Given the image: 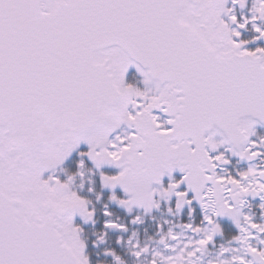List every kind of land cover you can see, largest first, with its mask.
<instances>
[{
    "label": "snow or ice",
    "instance_id": "6c2138e0",
    "mask_svg": "<svg viewBox=\"0 0 264 264\" xmlns=\"http://www.w3.org/2000/svg\"><path fill=\"white\" fill-rule=\"evenodd\" d=\"M227 2L0 0V264H90L73 214L90 220L95 210L70 190L72 176L42 177L81 140L90 146L82 157L120 168L102 179L123 188L126 199H111L129 211L133 205L159 207L150 185H163L174 169L183 172L164 193L175 195L177 208L198 201L202 223L211 226L184 225L205 233L181 250L189 258L220 231L214 218L233 215L243 204L238 196L264 193V170L218 174L229 149L220 151L225 141L206 135L223 129L227 140L246 141L234 153L241 159L264 156V136L250 138L257 121L243 118L264 121V47H246L249 40L242 38L249 24L258 34L253 40L264 38V0H255L258 15L251 18L234 11L243 0L225 8ZM131 65L145 85L155 81L156 87L127 82ZM121 125L127 131L117 132ZM79 163L82 168L83 159ZM244 221L237 227L246 239L264 233L252 217ZM105 228L127 230L110 219ZM169 237L177 239L171 230ZM132 246L138 258L147 252L139 243ZM248 252L264 264V249L249 244ZM106 254L121 264L113 250ZM167 259L179 264L185 257ZM233 264L248 262L240 256Z\"/></svg>",
    "mask_w": 264,
    "mask_h": 264
},
{
    "label": "flooded vegetation",
    "instance_id": "af4514ba",
    "mask_svg": "<svg viewBox=\"0 0 264 264\" xmlns=\"http://www.w3.org/2000/svg\"><path fill=\"white\" fill-rule=\"evenodd\" d=\"M230 6L233 7L232 4ZM235 8L239 9L243 7L236 6ZM242 10H245V8ZM234 11L236 13L237 9H234ZM240 16L243 17L242 14ZM245 32L246 30H242V38L245 37ZM256 35L258 34L255 33L254 36ZM253 37L248 38L249 44L247 47H264V38L253 40ZM138 84L139 83L137 81L135 85L137 86ZM160 118L164 120L163 117L160 116ZM123 131L126 130L121 129L118 132L122 133ZM261 136H264V131L255 129L251 138L258 139ZM225 148L226 147L220 144V151L225 150ZM87 151L88 149L86 148L81 149L74 156V160L78 168L80 167L79 159L82 157L80 153ZM235 152L236 151L229 149L226 153L229 162L227 164H221L216 168V172L218 174L236 175L239 171H245L250 166H254L256 169L258 168V170L263 166V156H260L258 161L251 163L249 162L250 159H240L238 155L234 154ZM82 159H84L91 168L95 169L97 173H100L99 180L101 185L104 181L102 179V173L106 175H115L119 172L106 167V165H111L110 162L105 161L98 167L96 162L89 159L87 156H83ZM181 176L182 175L175 174L171 175V177L166 176L163 179V185L154 184L149 188V191L152 189L156 190V192L153 193V199L158 202L159 207L152 206L146 209L144 206L133 205L131 211H129L127 207L123 205L121 206L117 200L111 199L113 194L121 199H126L127 197L117 191L105 190L109 195V203L115 207L113 209L120 210L122 212V216L115 219L118 224H120L125 217L124 213L127 214L126 217H128V219H130L131 214H133V217L139 216L141 218L139 222H136L135 228L132 229L130 236L126 238V241H123L122 246L121 241L118 243V246H121L120 252L113 247L114 240L111 243L112 248L110 249L120 257L121 264H152L154 259L157 264H159L158 262L161 261L160 258H164V261L168 263L169 260H165V257L172 253H175V256L177 257V252L179 255L182 254L185 257V259L182 262H179V264H190L192 261H194V264H233V257L240 256H243L247 260L248 264H261L258 257L253 256L248 252V246L251 244L253 247L264 249V244L259 243V241L264 240V233H259L257 239H246L245 237H247V233L240 231L237 227V222L244 225V216L247 215L252 217L254 222L264 225V208H261V204H264V201L260 198L261 195H264V193L255 196L251 193L246 196H238L237 200H243V204H236V210L233 215H220L214 218L216 223L220 226V231L214 235L213 241L209 242L206 246L201 247L195 257H187V251L182 253L181 250L185 249V245L188 244L189 241L198 240L205 234L203 231L199 234L193 233L184 227L185 224L191 223L193 226L199 224L202 229L206 230H210L211 226L202 223L204 210L201 209L198 201L193 200L191 205L182 204L179 208H177L175 195L169 197L166 193H164L163 189L167 187V183H169L171 179H179ZM250 179L253 178L250 177ZM183 187H186V185ZM69 188L72 191V187L69 186ZM192 195H194V193ZM100 202L102 203V200H100ZM169 208L172 209L171 212L169 211ZM131 223H133V219H131ZM115 230L116 229H114V231ZM169 230L177 235L176 240H172L169 237ZM98 235L99 250L97 251V259L101 262H98V264H103L102 253L104 243L102 240V232L99 231ZM234 237H240V239L237 240L234 239ZM148 241H150L149 244L146 243ZM136 243H139L140 247H147V252L143 253L139 258L134 255V253L139 249L133 248L132 246ZM166 245H168V247H166ZM222 249H227V251L222 252ZM188 250H191V248L189 247ZM156 253H159V255H154ZM111 261L112 263L117 264V261H115L113 256L111 257Z\"/></svg>",
    "mask_w": 264,
    "mask_h": 264
},
{
    "label": "trees",
    "instance_id": "16d2710c",
    "mask_svg": "<svg viewBox=\"0 0 264 264\" xmlns=\"http://www.w3.org/2000/svg\"><path fill=\"white\" fill-rule=\"evenodd\" d=\"M258 15V14H257ZM248 29H252L251 25ZM247 29V31H248ZM249 32V31H248ZM64 172L67 175L75 173L76 169L74 163L70 161L65 167ZM89 178L86 176H74L73 177V184L79 188V194L84 197L89 203L90 209L95 210V217L91 224L83 226V241L87 246L86 255L89 258L90 264H98L99 259H97V251L98 248V233L99 231L102 232V240L104 243L102 259L103 264H115L111 261V254H106V250L112 248V241L113 247L120 252L121 246L123 241H126V238L130 236L132 229L135 228L136 223H131V219H133V214L130 215V219H128L127 214L124 213L125 217L120 222L126 226L127 230L123 231L120 229H107L105 228V221L106 220H114L122 216V212L120 210H115L113 205L109 203V195L106 191L101 188L100 181L97 175L88 174ZM102 200V203L100 202ZM111 213L110 216H105V211ZM153 229V228H152ZM151 232V231H150ZM114 235V236H113ZM118 238V239H117ZM121 239V240H119ZM121 241V246H118V243ZM106 255V256H104ZM105 257V258H104ZM102 261V260H101ZM101 263V262H99Z\"/></svg>",
    "mask_w": 264,
    "mask_h": 264
},
{
    "label": "water",
    "instance_id": "95a60500",
    "mask_svg": "<svg viewBox=\"0 0 264 264\" xmlns=\"http://www.w3.org/2000/svg\"><path fill=\"white\" fill-rule=\"evenodd\" d=\"M229 1L230 0H228V2L224 5V7L226 8V6L229 4ZM223 14V13H222ZM130 72H135L139 77H141V78H143L142 77V75L136 70V67H135V65H131L130 67H129V70H128V72L126 73V78H127V75L130 73ZM148 86H150V87H152V88H155L156 87V82L155 81H153V82H150L149 84H148ZM155 113H159L160 115H162L163 117H165L166 119H168V114H166V113H162V112H160L159 110H153ZM244 119H252V120H256L257 122L256 123H254V124H252L251 125V132L253 131V129L254 128H264V121H259L258 120V118L257 117H254V116H251L250 114L249 115H246L245 117H243ZM167 126H170V125H167ZM122 127H125L126 129H127V126L126 125H121V128ZM120 128V129H121ZM119 129H117L116 131H118ZM208 134H210L211 136H212V139L214 140L215 138H220V139H222V140H224L225 141V145L226 146H228L229 148H231V149H234V150H236V151H241L242 150V148H243V146H244V144L246 143V141H241L240 143H235V142H233L232 140H227L226 139V134H224V132H223V129H212V130H209V133H206V135H208ZM82 147H90L89 145H88V143L85 141V140H81L80 141V143H79V145L76 147V148H74L73 150H72V152L69 154V156L68 157H66L65 158V160L61 163V164H59V165H57L55 168H53V169H47V170H45L44 171V173L42 174V177L44 178V176H46L47 174H49V173H51L52 171H54V170H56L57 168H59V167H61L65 162H67L68 160H69V158L78 150V149H80V148H82ZM210 151H211V149H210ZM251 160V159H250ZM249 160V161H250ZM113 167H115V168H118V169H120L119 167H117L115 164L113 165ZM174 173H176V174H183V172H181L178 168L177 169H174L173 171H172V174H174ZM171 174V175H172ZM166 176H168V174L167 173H165V175H164V177L162 178V179H164ZM154 184H158V183H155V182H153L151 185H150V187L152 186V185H154ZM107 187L108 188H110V189H116V190H120V191H122V192H124V190H123V188L119 185V184H117L115 187H112L110 184H107ZM125 193V192H124ZM125 195H128L127 193H125ZM85 218L77 211V212H75L74 214H73V224L75 225V222H76V220H84ZM84 254H85V248H84Z\"/></svg>",
    "mask_w": 264,
    "mask_h": 264
},
{
    "label": "rangeland",
    "instance_id": "374dc122",
    "mask_svg": "<svg viewBox=\"0 0 264 264\" xmlns=\"http://www.w3.org/2000/svg\"><path fill=\"white\" fill-rule=\"evenodd\" d=\"M245 4H247V8H245V9H253V7H254V5H255V0H243V6L245 5ZM243 8H241V10H242ZM239 10H237L236 11V15H238L239 14ZM244 17H248V18H251L252 16H253V14L251 13V11L249 10V11H247V14L246 15H243ZM134 81H135V83L138 81V85H137V87H139V88H141V89H144L145 87H148V86H146L145 84H144V80L142 79V78H140L139 77V80L138 79H136V78H134ZM150 88V87H149ZM81 159H82V157H81ZM81 159H79L80 161H81ZM79 161V162H80ZM83 161H84V164H83V167L81 168V167H79V169L78 170H76V175L77 176H80V172H83V176H86V178H89L88 177V175H87V173H91L92 174V172H94V173H96V171H95V169H93V168H91L86 162H85V160L83 159ZM79 165H80V163H79ZM249 168H255L254 166H250V167H248L247 169H249ZM256 169V168H255ZM51 175H53V176H56L57 174H55V173H52ZM57 177H58V175H57ZM47 178V177H46ZM94 217V216H93ZM89 220H86V221H84L85 222V224H87V222H88ZM84 223H82V222H80V226H82V225H85ZM176 255L178 256L179 255V253L177 252L176 253ZM168 257H176L175 256V253L173 254H169V255H167L166 257H165V260H168L167 258ZM160 262H158L159 264H170V262H166V261H164V258H160ZM145 264V263H144Z\"/></svg>",
    "mask_w": 264,
    "mask_h": 264
},
{
    "label": "bare ground",
    "instance_id": "6f19581e",
    "mask_svg": "<svg viewBox=\"0 0 264 264\" xmlns=\"http://www.w3.org/2000/svg\"><path fill=\"white\" fill-rule=\"evenodd\" d=\"M228 7H231V6H226V8H228ZM236 9V8H235ZM239 10V9H238ZM239 11H241L242 12V14H247V10H239ZM251 11H252V13L254 14V15H257L255 12H254V8L253 9H251ZM223 15V14H222ZM121 193V192H120ZM149 242L150 241H148V242H146L147 244H149Z\"/></svg>",
    "mask_w": 264,
    "mask_h": 264
}]
</instances>
